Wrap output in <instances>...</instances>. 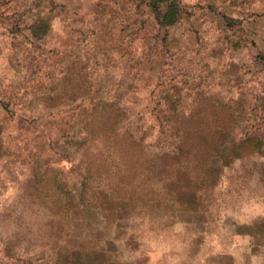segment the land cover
Wrapping results in <instances>:
<instances>
[{
    "label": "rangeland",
    "instance_id": "rangeland-1",
    "mask_svg": "<svg viewBox=\"0 0 264 264\" xmlns=\"http://www.w3.org/2000/svg\"><path fill=\"white\" fill-rule=\"evenodd\" d=\"M225 112L264 136V0H0V264H264V151L174 156Z\"/></svg>",
    "mask_w": 264,
    "mask_h": 264
},
{
    "label": "trees",
    "instance_id": "trees-1",
    "mask_svg": "<svg viewBox=\"0 0 264 264\" xmlns=\"http://www.w3.org/2000/svg\"><path fill=\"white\" fill-rule=\"evenodd\" d=\"M176 3L172 2L167 8L158 15V23L161 26H170L176 22ZM232 115L225 112L218 117L223 121L224 128H194L192 133L188 128H173L174 135L179 140L174 152L175 157L193 156L200 157L205 163H218V168L229 165L234 159L252 155L254 153H263L264 136L259 134H249L235 137L230 126L232 125ZM216 119V120H217ZM215 120V121H216ZM217 125V124H216ZM215 125V127H216ZM219 130V137L213 140L212 132ZM196 137L195 143H191L189 138ZM202 138L203 141H199ZM202 142L204 144H202ZM211 146L206 147L208 143ZM191 143V144H190ZM212 159V160H211ZM219 172V170H218Z\"/></svg>",
    "mask_w": 264,
    "mask_h": 264
}]
</instances>
